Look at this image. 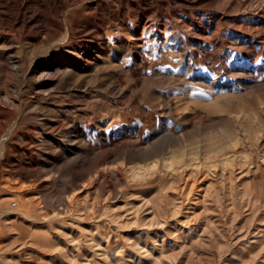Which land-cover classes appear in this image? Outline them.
I'll use <instances>...</instances> for the list:
<instances>
[{
    "label": "rangeland",
    "instance_id": "1",
    "mask_svg": "<svg viewBox=\"0 0 264 264\" xmlns=\"http://www.w3.org/2000/svg\"><path fill=\"white\" fill-rule=\"evenodd\" d=\"M88 2L70 21L89 22ZM209 9L169 3L162 16L199 12L204 21ZM91 32L76 36L69 91L43 95L0 78V264H264V91L241 105L226 100L251 91L246 61L234 50L200 57L184 34L182 51L173 31L166 40L151 28L136 37L140 60L105 48L92 65ZM0 41L32 60L22 33ZM42 46L34 57L44 60L68 44L59 36ZM253 65L264 78V59ZM168 106L192 117L170 119Z\"/></svg>",
    "mask_w": 264,
    "mask_h": 264
},
{
    "label": "bare ground",
    "instance_id": "2",
    "mask_svg": "<svg viewBox=\"0 0 264 264\" xmlns=\"http://www.w3.org/2000/svg\"><path fill=\"white\" fill-rule=\"evenodd\" d=\"M82 1L0 0V35L22 33L32 56V60L26 62L17 49L20 46L16 47L13 41H0V78H4L9 84L16 81L29 83L33 90L43 95H50L53 91L59 90L69 91L76 83L74 52L78 50L75 47L83 44L76 36L92 29L90 36L94 40L91 42L90 50L96 51L97 54L90 64L98 65L107 56L105 48L110 51V57L113 59L134 57L140 60V45L143 42L138 41L136 37L144 36L147 30L155 28L166 40L167 33L173 31L183 42L182 51H186L187 44L184 34L192 46L198 47L195 53L200 57L207 56L217 60L223 52L231 53L234 50L240 56L241 62L246 61L247 64L243 67L244 73L248 76L255 75L256 78L244 79L246 85L254 84L251 86V91L231 98H228V95L220 96L216 99L218 104H222L223 100L228 98L226 100L229 104L241 105L240 102L248 100L249 94L256 91L255 89L264 91V78L259 77L262 70L253 65L254 61L260 62L264 59V50L260 47L250 50L238 48V44L264 43V0H159L156 7L144 5L145 0H132V4L129 0H87L89 2L86 4L88 6L86 11L90 14L89 22H82L80 15L73 22L70 21V12L79 8ZM167 3L184 10L202 7L207 3L210 12L204 21L199 12L190 18L187 13L174 12L172 16L176 21H172L167 16H162L168 11ZM150 17L152 19H149ZM158 17L165 19L154 23L153 20ZM132 18L137 19L134 27L127 24ZM59 36L68 44L62 53L53 55L52 49H49L50 51L45 53L44 60L34 57L35 53L43 48V44L50 46V42ZM100 41L102 45L98 43ZM20 45L24 47L22 42ZM216 68L217 65L213 63L209 70L213 71ZM1 101L3 100L0 99ZM195 103L190 97L188 107L194 106ZM164 115L175 121L192 117L170 106ZM7 124L6 122L2 124L0 134L6 131ZM5 142L6 138L0 146L3 155ZM224 150L227 148L219 146L214 149L218 154ZM4 161L1 160L0 163L6 164ZM165 166L168 170L172 168L171 164Z\"/></svg>",
    "mask_w": 264,
    "mask_h": 264
}]
</instances>
